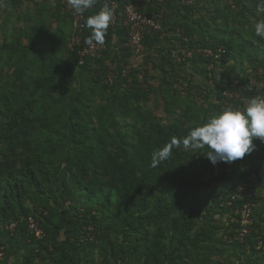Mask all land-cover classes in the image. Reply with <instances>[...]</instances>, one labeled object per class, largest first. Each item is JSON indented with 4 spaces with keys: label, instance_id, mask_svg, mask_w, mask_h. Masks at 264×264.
<instances>
[{
    "label": "rangeland",
    "instance_id": "1",
    "mask_svg": "<svg viewBox=\"0 0 264 264\" xmlns=\"http://www.w3.org/2000/svg\"><path fill=\"white\" fill-rule=\"evenodd\" d=\"M171 1L156 4L165 36L145 43L147 49L141 56L133 53L123 22L117 30L116 20L109 23L112 34L110 45L105 43L107 52L89 60L92 72L89 79H83L69 11L56 0H0V194L5 184L22 180L28 205L40 211V216L61 210L62 200L72 197L70 192L76 199L102 200L110 212L105 224L118 222L110 235L117 251L126 245L120 230L129 211L123 200L110 204L111 190L117 186L113 181L118 167L134 166L144 189V204L135 210L138 216L152 210L170 213L178 203L176 193H183L181 182L188 183L196 229L209 227L216 239L210 248L204 246L207 243L190 247L191 264L198 259H208L210 264H249L250 259H264V142L255 139V150L242 160L214 166L205 157L206 147L167 146L154 128L155 124L163 126L179 141L181 132L189 135L228 108L243 111L251 98L259 96L256 93L264 85V38L256 35L255 25L264 21L261 0ZM100 3L82 11L91 34L88 20L101 12ZM105 6L111 11L109 3ZM122 28L125 36H119ZM224 40L234 47L242 45L231 56L226 54L218 66L219 81H231L225 85L230 100L221 98L222 91L208 79V61L188 56L224 45ZM57 69L65 79L56 76ZM109 79L114 82L113 91L104 86ZM250 81L258 84L254 94L245 93ZM39 84L44 85L42 90H36ZM31 118L34 127L28 135L26 125ZM161 152L168 153L167 157L153 167V156ZM171 155L179 160L178 171L167 164ZM75 162L83 171L73 175ZM75 181H84L85 188L74 187ZM193 188L198 190L194 193ZM225 191L237 194L229 199ZM233 201L246 202L234 207ZM246 203L251 210L247 221L243 217ZM85 229L84 238L91 241L94 226L90 223ZM144 230L151 236L156 228L145 224ZM10 246L4 264H25V249L15 256ZM115 250L105 246L100 252L98 248L93 258L101 264L106 256L115 264ZM38 261L34 258L33 263Z\"/></svg>",
    "mask_w": 264,
    "mask_h": 264
},
{
    "label": "trees",
    "instance_id": "2",
    "mask_svg": "<svg viewBox=\"0 0 264 264\" xmlns=\"http://www.w3.org/2000/svg\"><path fill=\"white\" fill-rule=\"evenodd\" d=\"M110 1H108L109 4ZM170 2L172 1L170 0ZM110 30V27H107L103 40V43H106L108 46L111 42L110 36L112 31ZM91 36L92 34L87 29L84 35L85 41H89ZM152 41L157 42L159 39L157 37L147 39L145 43L150 44ZM229 42L224 40L221 44L225 46H218L224 47L227 50V56H231L232 50H240L242 47V45L234 47ZM76 59L80 63L77 53ZM90 59H87L86 63L81 65L83 67V79L90 78L89 76L92 72L89 65ZM261 67L264 68V66ZM253 68L257 70L259 65L253 64ZM58 70L55 73L56 76L60 79H65ZM208 79L211 80L216 88L222 91L221 98H223V92L229 90L225 85L231 81L229 80L226 83L221 82L214 76L208 77ZM107 81L104 85L105 88L108 91L115 90L114 82L108 84ZM92 82L101 83V80L93 79ZM43 86V84H39L36 90L43 88ZM257 94L263 95V91L261 90ZM118 95L119 89L115 91L114 97L117 98ZM78 101H81L80 98H78ZM32 119H28L26 125L28 135H31L33 132L31 130L34 127ZM74 128L79 130L77 127ZM154 131L159 141L170 147L184 144V139L188 137L187 132L183 131L178 135L179 141H177V136L173 132L159 124H155ZM167 164L170 170L174 172L178 171L179 160L174 156L168 157ZM75 166L73 175L83 171V167L79 166L77 162H75ZM141 168H143L142 165ZM117 171V176L113 181V183L117 182V186L111 190L110 204L115 205L119 200H123V205L129 211L127 218L122 221L124 229L120 230L126 241V245L123 248L119 247L116 251V245L110 242V235L118 227V222L113 221L112 224H105L104 219H110V212L102 205V200L98 201V199H91L90 197L76 199L75 195H71V192L69 193L72 196L70 199L62 200L63 203L60 205L61 210L54 209L46 216L41 215L43 217L42 226L46 231V237L42 240L37 239L29 232L27 219L32 215H39L37 213L40 211L32 210L29 207V195L24 182L22 180H14L5 184L0 194V253H2L0 264H4L6 260L7 245H11L9 250L12 249L11 254L15 256L20 252V249H25V264H34V258L38 259L40 264H97L92 253L96 252L98 248L100 252H103L105 246L114 247L115 264H191L190 259L193 257V252L190 247L199 246L201 248L206 243L208 244L204 245L206 248L212 246L216 240L215 232L209 227L196 229V216L195 212H193L195 209L192 210L189 207L193 199H188L189 194L186 192L188 187L187 182H181V192L185 195L184 199L181 197L183 193L177 192L175 199L178 203L174 204L170 213L165 212V214L162 210H152L144 216H138L135 214V210L144 204L142 201L144 189L139 176L140 172L136 167L128 165L119 166ZM101 173L103 172L101 171ZM77 182L75 181L74 187L85 188L84 181H80L78 183L79 186ZM36 185L39 187L38 184ZM97 185L98 187H102L100 182ZM40 190L44 194L46 187ZM193 190L195 193L198 189L193 188ZM235 194H237V191H225V195H228L229 199L234 198ZM245 202L233 201V204L234 207H237L241 204L243 205ZM90 223L94 226L95 230L94 239L91 241L84 238L87 235L85 227L90 226ZM11 224H15V227L9 230L8 227ZM145 224L153 225L156 228L153 235L150 236L148 231L144 230ZM97 231H101V233L98 235ZM244 244L249 243L246 242ZM244 244H234V246ZM250 244L254 249L257 244L256 236L253 237ZM104 258L101 264H110L107 260L108 257L104 256ZM20 260L15 259L16 262ZM250 260L251 263L249 264H264V259ZM197 264H210V262L208 259H198Z\"/></svg>",
    "mask_w": 264,
    "mask_h": 264
},
{
    "label": "clouds",
    "instance_id": "3",
    "mask_svg": "<svg viewBox=\"0 0 264 264\" xmlns=\"http://www.w3.org/2000/svg\"><path fill=\"white\" fill-rule=\"evenodd\" d=\"M72 8L82 12L94 0H68ZM260 11H264V0H261ZM111 11L105 7L96 16L89 18L88 25L93 29L88 43L93 40L102 44L106 29L111 20ZM256 35L264 38V21L255 25ZM264 142V97L251 98L243 110L226 109L210 118L201 127L193 129L183 143L196 149L207 148L205 157L215 166L218 163H232L242 160L255 150L253 141ZM168 153L153 156L152 166L155 167Z\"/></svg>",
    "mask_w": 264,
    "mask_h": 264
},
{
    "label": "built area",
    "instance_id": "4",
    "mask_svg": "<svg viewBox=\"0 0 264 264\" xmlns=\"http://www.w3.org/2000/svg\"><path fill=\"white\" fill-rule=\"evenodd\" d=\"M62 5L74 19L76 37L75 45L78 46V55L80 58V65H84L86 60L93 57H100L103 53L107 52V46L105 43L99 44L93 41L92 43H85L84 35L87 30L85 13H77L72 6L69 4L68 0H56ZM178 4H190L191 0H175ZM166 0H111L109 7L111 9V20H114L120 15L124 26L127 29L129 44L133 53L136 56H141L147 49L145 44L147 39L158 38L159 41L165 36L163 22L159 16V11L157 10V3H164ZM227 54V50L224 47L210 48V49H200L196 54L192 52L188 53L189 57L194 55L198 58H204L209 63V68L211 72V77L214 76L218 80L221 79V75L218 73V66L222 58ZM123 75L126 77L128 74V68H124L122 71ZM107 83H112L109 79ZM258 84L256 81H250L245 85V93L249 94L255 91ZM261 90L264 97V85H262ZM230 96L227 90L223 92V98L227 100ZM233 98V96H232ZM230 100V99H228ZM249 204L246 205L243 212V217L247 221L250 216L251 210L249 209ZM42 218L39 215L30 216L27 219V225L29 232L35 236L37 239L42 240L46 237V231L42 226ZM15 224H11L8 229L12 230ZM94 239V234L91 240ZM2 257V253H0Z\"/></svg>",
    "mask_w": 264,
    "mask_h": 264
},
{
    "label": "crops",
    "instance_id": "5",
    "mask_svg": "<svg viewBox=\"0 0 264 264\" xmlns=\"http://www.w3.org/2000/svg\"><path fill=\"white\" fill-rule=\"evenodd\" d=\"M108 1L109 0H94V2L90 5V6H88V8L90 9L91 7H93L92 5H96L97 3H99V2H101L100 4L102 5L101 6V8L102 9H104L106 6V4L108 3ZM87 12H90V10L88 11L87 10ZM122 17L119 15L117 18H116V21H115V24L116 25H118L115 29L117 30V28H119V27H122ZM120 32V35L119 36H125V30H124V28H122L121 30H119ZM122 33V34H121Z\"/></svg>",
    "mask_w": 264,
    "mask_h": 264
}]
</instances>
